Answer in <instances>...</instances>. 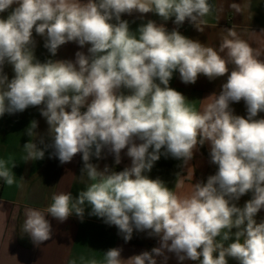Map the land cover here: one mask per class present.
Masks as SVG:
<instances>
[{
    "label": "clouds",
    "instance_id": "obj_1",
    "mask_svg": "<svg viewBox=\"0 0 264 264\" xmlns=\"http://www.w3.org/2000/svg\"><path fill=\"white\" fill-rule=\"evenodd\" d=\"M13 5L8 17L0 19V117L43 105L40 114L52 139L47 147L61 164L82 154V174L93 181L75 198L71 193L53 195L46 212L26 211L23 231L33 243L52 237L46 215L60 222L72 214L83 219L87 206L90 215L115 225L126 242L134 229L160 241L151 252L127 260L121 258V249L111 248L102 262L93 259L88 264H157L155 257L165 250L181 264L186 259L264 264V220H256L264 209V119L257 118L264 112V51L232 28L216 48L152 20L139 27L137 37L121 19L125 13L151 12L164 21L175 17L176 25L187 20L202 32L198 22L212 11L209 0H0V13ZM231 6L240 11L239 5ZM33 29L46 37L44 47L53 56L70 41L90 44L89 55L77 52L74 62L41 63L32 50ZM5 62L14 71L10 80L3 71ZM175 71L185 84H195L199 75L209 80L227 75V81L197 111L169 87ZM241 100L246 118L230 108ZM37 127L32 121L27 135L43 144ZM34 141L24 145L25 161L45 156ZM206 143L218 170L206 183H195L189 195L180 197L160 179L146 175L162 149L165 156L187 165ZM105 147L116 164L127 148L131 166L100 171L90 161L102 158ZM0 179L14 183V173L3 160ZM249 192L252 198L237 206Z\"/></svg>",
    "mask_w": 264,
    "mask_h": 264
},
{
    "label": "crops",
    "instance_id": "obj_2",
    "mask_svg": "<svg viewBox=\"0 0 264 264\" xmlns=\"http://www.w3.org/2000/svg\"><path fill=\"white\" fill-rule=\"evenodd\" d=\"M86 2V0H84ZM212 11L200 18L197 27L185 21L182 25L174 23L175 17L164 21L154 13L141 14L133 12L131 15L122 14L121 19L128 21L129 30L138 37V29L149 20L158 25L163 24L168 31L177 29L184 36L198 40L206 46L219 48V44L226 35V29H233L239 38L247 41L252 47L264 51V0H209ZM239 5L238 12L231 5ZM17 5L0 13V19H6ZM116 23L115 20L112 21ZM33 54L41 63L53 61H75L76 53L89 55L90 44L80 46L75 41L61 45L55 56L44 47L46 37L41 36L33 29ZM264 59V56L261 57ZM229 65V74L232 69ZM4 73L9 80L13 78L14 71L10 64L5 62ZM227 75L209 80L199 75L195 84H185L181 81L178 71L173 73L169 87L182 93L187 103L194 110H202L208 102L204 99L213 93L219 94L222 85L226 83ZM159 83V81H156ZM124 94L130 90L121 89ZM40 107H29L23 112L5 113L0 117V160L6 162L8 169L14 173V183L8 185L3 181L0 191V264H88L95 259L104 260V254L111 248L121 249V258L127 260L142 252H151L160 246L159 237L149 236L148 232L140 241H135L137 233L133 231L132 239L125 241L123 234L115 225L105 223L104 218L90 215V207H85L83 219L76 214L60 222L51 215H46L52 226V237L39 245L33 243L31 237L23 231V223L28 209H38L46 212L52 203V197L59 193H71L75 198L80 191L86 190L93 183L88 176L82 174V154L74 156L71 162L61 164L54 155V149L47 147L52 143L48 136V124L40 114ZM234 115L247 117L245 102L230 103ZM86 108L82 109L85 111ZM258 119H264V112L259 113ZM32 121L38 123L35 131L44 138L41 144L39 137H29L26 129ZM29 140H35L38 147L45 151L42 160L25 161L24 145ZM137 143L141 141L137 140ZM151 151V149H149ZM155 162L152 170L146 175L150 179H160L174 193L180 197L191 193L195 183H206L209 176L214 175L218 166L210 162V145L198 146L193 158L187 165L181 160L163 154ZM121 162L116 164L115 156L108 147L102 150L100 159L95 156L91 163L98 165L103 171L105 166L110 170L119 172L131 166V158L127 155V148L121 151ZM13 165H15L13 167ZM252 198L249 192L236 201L237 206L243 207L246 201ZM257 222L264 220V209L256 216ZM167 257V260H165ZM157 264H181L174 253L164 251L163 256L155 257ZM182 264H199L198 261L184 260ZM228 264H238L229 259Z\"/></svg>",
    "mask_w": 264,
    "mask_h": 264
},
{
    "label": "built area",
    "instance_id": "obj_3",
    "mask_svg": "<svg viewBox=\"0 0 264 264\" xmlns=\"http://www.w3.org/2000/svg\"><path fill=\"white\" fill-rule=\"evenodd\" d=\"M2 187H3V180L0 179V191L2 190ZM134 231L137 233L136 237H134L135 241L142 240L144 235L146 234V231L145 232H140V231H136L135 229H134Z\"/></svg>",
    "mask_w": 264,
    "mask_h": 264
}]
</instances>
